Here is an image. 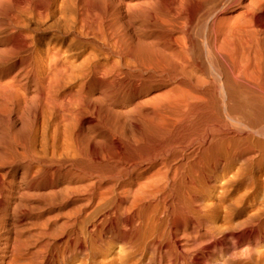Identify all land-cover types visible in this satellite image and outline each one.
Here are the masks:
<instances>
[{
  "label": "bare ground",
  "instance_id": "bare-ground-1",
  "mask_svg": "<svg viewBox=\"0 0 264 264\" xmlns=\"http://www.w3.org/2000/svg\"><path fill=\"white\" fill-rule=\"evenodd\" d=\"M260 160L264 0H0V264H264Z\"/></svg>",
  "mask_w": 264,
  "mask_h": 264
},
{
  "label": "rangeland",
  "instance_id": "rangeland-1",
  "mask_svg": "<svg viewBox=\"0 0 264 264\" xmlns=\"http://www.w3.org/2000/svg\"><path fill=\"white\" fill-rule=\"evenodd\" d=\"M258 167H259V169H258ZM249 179H250V177H248V176H242L237 181H233L229 187V191H226L227 192L226 194L228 195L227 198L223 200V201H225L224 205L226 204V206H230L233 209L232 210V214H233L232 217L233 218L230 219V226H231V228H233V229H231V232L234 230L232 232V234H235L234 235L235 238L233 240V244H235V245L239 244V243L246 242L248 239V236H250L254 231L256 232L258 230L259 226L264 225V202H263L264 201V161L262 162L260 160L257 162V164L255 166V170H254V175L250 179L251 181ZM41 191H43V190H41ZM219 192H223V191H219ZM240 194H241V197H240ZM236 197H238L239 199L237 198L238 200H236ZM233 199L236 201V205L237 204L239 205L238 207L235 205V202ZM231 201H233V204L231 203L232 205L230 204ZM255 214H256V216H255ZM253 216H255V217H253ZM251 218H253V219H251ZM244 221H245L246 227L243 224ZM237 222H239V223L241 222V223L237 224ZM248 222H249V224H248ZM250 223H251V225H250ZM252 224H254V225H252ZM239 225H240V227H239ZM242 225H244V226H242ZM243 235H244V237H242ZM246 235H248V236H246ZM237 237H239V238H237Z\"/></svg>",
  "mask_w": 264,
  "mask_h": 264
}]
</instances>
